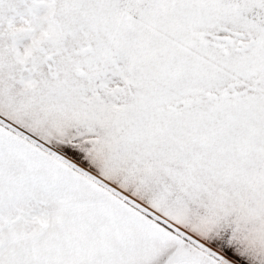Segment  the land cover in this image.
Masks as SVG:
<instances>
[{
	"label": "snow or ice",
	"instance_id": "1",
	"mask_svg": "<svg viewBox=\"0 0 264 264\" xmlns=\"http://www.w3.org/2000/svg\"><path fill=\"white\" fill-rule=\"evenodd\" d=\"M0 264H264V0H0Z\"/></svg>",
	"mask_w": 264,
	"mask_h": 264
}]
</instances>
